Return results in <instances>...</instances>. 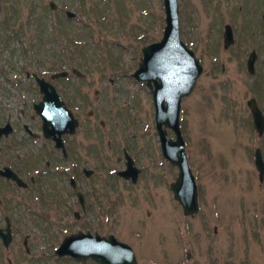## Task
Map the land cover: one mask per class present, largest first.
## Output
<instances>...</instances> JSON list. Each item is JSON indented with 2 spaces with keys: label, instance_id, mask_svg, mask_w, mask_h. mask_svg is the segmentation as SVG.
<instances>
[{
  "label": "rangeland",
  "instance_id": "1",
  "mask_svg": "<svg viewBox=\"0 0 264 264\" xmlns=\"http://www.w3.org/2000/svg\"><path fill=\"white\" fill-rule=\"evenodd\" d=\"M47 1L0 0V124L6 116L14 123L26 121L32 112L34 93L24 71L47 78L52 71L78 69L82 80L69 74V84L58 80L57 85L70 96V109L80 123L69 138L76 145V164L101 162L106 174L122 169L120 149L125 145L136 166L145 169L134 188L97 170L95 179L87 180V189L98 188L108 197L100 202L102 219L94 213L97 222L87 227L127 243L136 264H264V175L259 182L252 156L257 147L264 162V132L256 135L245 105L253 97L264 116V0H177L178 36L202 66L179 110L184 152L197 192L198 211L190 217L181 214L168 189L177 168L161 157L151 96L129 76L137 67L141 46L161 35V0H52L54 10ZM65 10L75 14L69 22ZM38 18L45 26L43 38L33 28ZM225 23L233 34L227 48L221 42ZM61 33L68 46L59 42L57 34L64 41ZM251 50L256 59L250 75L245 60ZM56 62L61 66L55 69ZM167 136L173 138L170 129ZM92 144L101 159L86 147ZM42 155L41 168L49 153ZM115 156H120V163ZM48 177L30 186L33 193L1 188L0 223L7 215L22 220L26 228L19 227L21 233L9 251L0 248V264H6L5 258L10 264H73L54 259L51 250L66 232L79 227L80 222L71 218L78 208L71 201L68 212L53 209L48 188L54 180ZM115 188L118 201L111 202ZM35 196L37 201L29 202ZM41 212L48 217L33 216ZM23 235L31 245L28 254L21 245Z\"/></svg>",
  "mask_w": 264,
  "mask_h": 264
},
{
  "label": "water",
  "instance_id": "2",
  "mask_svg": "<svg viewBox=\"0 0 264 264\" xmlns=\"http://www.w3.org/2000/svg\"><path fill=\"white\" fill-rule=\"evenodd\" d=\"M163 22L161 35L158 40L147 43L140 48L141 56L137 67L129 74L130 77L141 82L148 90L152 106L154 130L158 139L161 157L177 168L176 176L168 185L172 198L180 206L184 216H193L198 211L197 192L194 177L191 173L184 152V142L179 128V110L183 97L193 89L196 79L202 72V66L194 53L178 36L177 0H161ZM50 9H56L52 0L47 1ZM66 18H74L75 14L64 11ZM264 21V12L262 13ZM264 34V33H263ZM222 47L233 44V34L230 24L225 23L221 32ZM256 54L254 50L248 52L245 66L248 74L254 72ZM70 71L79 75V70ZM66 71H57L52 77L65 75ZM42 100L33 105L42 121L41 132L44 137H50L55 145L60 146L59 135L73 133L77 121L72 113L60 101L53 88L43 79H36ZM251 125L257 136L264 132V116L253 97L246 100ZM4 128H0L2 131ZM167 129L173 133V138L167 136ZM253 166L257 172V179L262 181L264 162L259 148L253 150ZM126 169L117 171L120 176L136 175L132 161L126 156ZM18 184L20 180L10 174ZM56 255H70L76 260L84 262L90 257L97 264H136L131 248L116 240L112 235L90 237L88 233H77L65 237L55 251Z\"/></svg>",
  "mask_w": 264,
  "mask_h": 264
},
{
  "label": "flooded vegetation",
  "instance_id": "3",
  "mask_svg": "<svg viewBox=\"0 0 264 264\" xmlns=\"http://www.w3.org/2000/svg\"><path fill=\"white\" fill-rule=\"evenodd\" d=\"M261 19H262V14H261ZM263 33L264 30L262 31V34ZM70 69L69 71L65 70L66 71L65 75L58 77H52V75L57 71L49 72L47 78L33 72L24 71L23 77L26 80H30L31 90H33L34 93L33 94L34 98L30 102V109L32 110V112L28 113L26 121L14 123L11 117L6 116V118L0 124V128H4L2 131H0V156L2 158V161H0V190L4 186L7 187L8 189L10 188L11 189L10 191L20 189V190H24L25 192L31 191L33 193L30 186L34 185L35 183L39 184V181H41L42 179L44 180L45 177L49 178L48 176H50V178L54 180V183L51 184V187L48 188L49 191L48 197L50 199L49 201L51 202V206L55 211L57 210L56 206H58L59 210L60 207H62V208H66L65 210L66 212H68L70 207V202L71 201L75 202L78 210L71 211V218L74 221L80 222L79 227L77 229L71 232L68 231L63 235V237L58 242L57 246L51 250V256L56 260H60V261L67 260L72 262L73 264H97L90 257L84 259V262H81L76 260L74 257L70 255H56L55 253L56 249L58 248L62 240L69 235H74L77 233H81V234L88 233L90 237H93L96 234L99 237H107L108 235H112L115 238V236L112 233L100 234L95 230H90V227H87L89 226V224H91L90 221L97 220L98 214L102 219L103 205L100 202L107 201L108 196L107 195L104 196L101 190H99L98 188H96L95 190L87 189L86 182L87 180L91 181L92 179H95L93 175L95 174V172H97V170L98 172H100V170L105 172L106 170H104V168L102 167L101 162L98 163L96 161L95 166L92 164H89L90 165L89 166L86 165L85 162L81 161V164L79 166L74 161L79 159V157L74 155L76 151L75 150L76 145L70 143L69 138L73 137L80 123L79 120L73 115L70 109L71 106L70 96L66 94V92L65 93L62 92L61 91L62 88L59 89V87L57 86L60 85V82L64 86L67 85V83L69 84V80H68L69 74H73L77 80H82L84 78L82 72L79 71V75H77L75 73H72ZM38 78L43 79L44 82H46L48 85H50L53 88L55 94L59 97L60 101L64 104V106L67 109H69V111L72 113L73 117L77 121V126L74 128L73 133L64 132L58 136L61 141L60 146L55 145V141L51 138V136L44 137L41 132L42 121L40 119V116L33 107V105L38 104L43 97V93L40 92L39 85L36 80ZM63 90L65 89L63 88ZM95 93L96 90H94V94ZM20 108H22V105L20 106ZM91 113H92L91 110H88L86 112L88 118H90ZM98 123L101 126L102 122L99 121ZM86 147L88 149L90 147L91 151L90 150L89 151L91 153L93 152L94 154H96L95 159L98 158L101 159V155L99 154L100 151L97 146L95 147V145L92 144V146H86ZM86 147H84L83 149H86ZM43 152L49 153V157L47 159L42 160L43 168H41L40 156H43L42 155ZM120 153H121V158L123 160V168L118 170L117 169L110 170V172L107 171L108 174H106V172L105 174L107 175V178L113 180L121 179L123 185L128 186L129 188L131 187L134 188L138 183V180H140V174L145 169L143 167L136 166L133 155L132 156L130 155L133 152L132 153L131 151L127 152L125 150V145L124 147H121ZM125 154L127 157L131 159L132 166L136 170V175L133 179L131 175H126L127 177H123L116 173L117 171H122L126 169L127 160L125 158ZM121 158L120 156H115V160L117 161V163H120ZM63 162L64 163L69 162V163L65 167ZM73 164L75 165L73 166ZM49 167H51L50 170H48ZM72 168L74 169V171L72 170ZM10 174H12L15 178L19 179L20 183L18 184L14 179H12ZM25 174L28 175L27 178ZM78 177L82 178V181H80L79 184L77 183ZM65 181L67 183L66 185L67 188L65 187ZM109 187L112 188L113 190V187H111V185ZM112 195L114 196L112 197L113 200H111V202H117L118 199L116 198L118 195V189L115 188ZM11 199L12 198H10V200ZM37 199H38L37 196H35V198L31 197L29 202H36ZM1 201H2V197L0 199V202ZM18 201L20 200H16L15 202ZM91 205L93 206V208H91ZM92 210L94 212H92ZM94 213H96L97 215H95ZM33 216H36L37 218L39 217L40 219H45L48 217V215L46 216L42 212L41 214H37ZM93 217L95 218L94 220ZM15 223H19V226L17 227L18 229L16 228ZM24 225L25 224L22 222V220H16V219L13 220V218H10L7 215L2 216V222L0 223V248L2 249V251L7 252L10 250V246H12L14 240H16V237L19 236V234L21 233V231H19V227L21 226L23 227V229H25L26 225L25 227ZM49 228L51 231H54V225L50 221H49ZM21 245L23 246L24 252L26 254L31 252V245H29L28 236L26 235L22 236ZM189 255L190 254L186 252L185 259H188ZM10 261L11 260L9 258H5L6 264H10L11 263Z\"/></svg>",
  "mask_w": 264,
  "mask_h": 264
},
{
  "label": "trees",
  "instance_id": "4",
  "mask_svg": "<svg viewBox=\"0 0 264 264\" xmlns=\"http://www.w3.org/2000/svg\"><path fill=\"white\" fill-rule=\"evenodd\" d=\"M68 19V18H67ZM72 19H68L67 21L69 22V21H71ZM9 21H6V26H9ZM37 24H35V26L33 27L34 28V30H36L37 32V36L38 37H40V38H43L44 37V34L46 35V33H45V26L43 25V22L42 21H40V19L38 18V21L36 22ZM58 35V37H59V42L60 43H63V45L62 46H68V43L67 42H65V35L63 34V33H61V35L64 37L63 39H64V41L62 40V39H60V35L59 34H57ZM71 43V45L72 46H77L76 44V41L75 42H72V40L70 39L69 40ZM74 41V40H73ZM53 65V67H55V69L56 68H59L61 65L59 64V62H56L55 64L53 63L52 64Z\"/></svg>",
  "mask_w": 264,
  "mask_h": 264
}]
</instances>
